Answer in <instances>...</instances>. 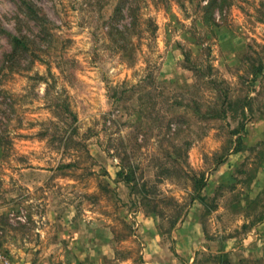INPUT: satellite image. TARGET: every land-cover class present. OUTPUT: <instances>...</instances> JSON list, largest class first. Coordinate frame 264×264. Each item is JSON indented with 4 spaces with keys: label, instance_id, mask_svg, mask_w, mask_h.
Returning <instances> with one entry per match:
<instances>
[{
    "label": "rangeland",
    "instance_id": "obj_1",
    "mask_svg": "<svg viewBox=\"0 0 264 264\" xmlns=\"http://www.w3.org/2000/svg\"><path fill=\"white\" fill-rule=\"evenodd\" d=\"M28 1L47 37L0 0L30 46L0 33V264H264L261 0H124L118 14V0ZM130 6L149 28L130 32ZM182 49L246 97L244 114L210 117L215 94Z\"/></svg>",
    "mask_w": 264,
    "mask_h": 264
},
{
    "label": "trees",
    "instance_id": "obj_2",
    "mask_svg": "<svg viewBox=\"0 0 264 264\" xmlns=\"http://www.w3.org/2000/svg\"><path fill=\"white\" fill-rule=\"evenodd\" d=\"M214 1L215 0H208L203 10L205 11L212 10ZM123 2L124 0H118V3L114 7V14H118L122 12L124 8L122 6ZM15 4L18 6V9L21 11V14L27 20L34 22L39 27V31L42 37L44 36L47 37L50 34L51 27L49 26L50 24L49 20L46 17V15L41 13L37 7H35L28 0H17V1L15 0ZM127 8H128V17H129L128 29L130 30V32L136 30L135 28L136 27L138 28L139 25L142 24H144V26L146 25L147 27L148 26L150 27L151 20L148 17L145 18V16L138 15L137 11L132 6ZM256 12H257L256 15L257 20L264 23V0H261L259 5L256 7ZM0 33L8 34L10 44L15 52H23V51L29 52L28 51L30 47L28 42L29 38L26 35L24 36L12 35L5 28H3L1 23H0ZM182 55H183L184 67L193 72L195 81H197L196 83L199 82L205 83V85H207L208 88L211 89L212 92H214L215 94V102H214L215 107L214 108L209 107L211 118H223L226 115V110L228 111L236 110V108H232V107L235 104H237V102H240V107H237V109H240V113L244 114L243 105L245 101L242 102V100H245L246 97H244L243 99L233 98V96L230 94V87L228 83L219 76L217 70L214 68L212 63L207 58L200 60L196 56H193L191 51L185 49H182ZM250 66H251L249 70L250 75L255 77L261 74L264 69V57H259L257 63H251ZM192 104L197 106L198 114L204 117L203 115L205 114L203 113V111H200L201 103L195 100L193 101ZM63 112L68 113V115H71L72 117H75L74 114L71 112V110L68 109V107H64ZM186 144L187 143H184V145ZM65 166H70V163L65 164ZM117 175L121 177L127 184H129L132 192L138 193L141 196V204L146 206V203L149 202L150 196L148 195L149 191L148 189H146L145 183H142L140 186H138V183L133 178V174L126 173L124 172V170L118 171ZM201 182H203L201 181V179L194 180L195 183L194 198H198L201 201H203L204 197L201 196L200 191L204 184ZM149 212H155V209H149Z\"/></svg>",
    "mask_w": 264,
    "mask_h": 264
},
{
    "label": "built area",
    "instance_id": "obj_3",
    "mask_svg": "<svg viewBox=\"0 0 264 264\" xmlns=\"http://www.w3.org/2000/svg\"><path fill=\"white\" fill-rule=\"evenodd\" d=\"M0 259H2V255L0 254Z\"/></svg>",
    "mask_w": 264,
    "mask_h": 264
}]
</instances>
